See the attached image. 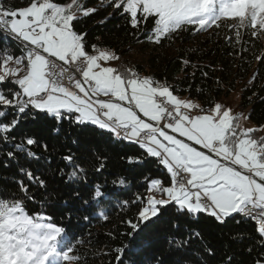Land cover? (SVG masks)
I'll use <instances>...</instances> for the list:
<instances>
[{"label": "snow or ice", "instance_id": "obj_1", "mask_svg": "<svg viewBox=\"0 0 264 264\" xmlns=\"http://www.w3.org/2000/svg\"><path fill=\"white\" fill-rule=\"evenodd\" d=\"M89 4L0 0V264H87L85 248L107 264H264V125L247 126L249 115L224 101L193 98L191 84L189 95L177 94L178 85L90 43L83 28L103 10L97 23L119 17L136 44L223 36L233 59L250 63L247 53L264 65V49L256 54L264 0ZM28 121L44 127L37 133ZM101 142L120 146L119 160L137 171L135 188L110 170ZM112 212L124 217L121 243L96 250L94 234L80 230ZM167 212L174 220L161 228ZM233 222L246 227L221 232L222 244L201 230Z\"/></svg>", "mask_w": 264, "mask_h": 264}, {"label": "trees", "instance_id": "obj_2", "mask_svg": "<svg viewBox=\"0 0 264 264\" xmlns=\"http://www.w3.org/2000/svg\"><path fill=\"white\" fill-rule=\"evenodd\" d=\"M99 0H90L89 6L97 5ZM5 3L13 7L19 8L27 5L28 0H5ZM107 13L101 10L98 14H94L88 23L83 26L84 30L89 32L88 40L90 43H102L104 46H109L122 56V59L131 64H135L142 74L154 75L158 79H167L169 82L178 85L179 92L182 96L189 95V85L191 84V95L193 98H199L202 101H207L209 98L214 100H222L228 98L234 91H240L238 102L239 112L249 115L250 121L259 127L264 125V101L259 97H264V65H258L253 56L245 54L250 63L242 62L228 55L231 50L225 45L223 36L211 39L205 35L189 37L185 34V41L177 40L175 43L166 42L163 47L153 46L148 43L136 44L132 37L127 36L122 25L123 22L119 17L113 18L104 25H99L97 21L102 19ZM100 36L101 41H96L95 37ZM129 48L131 49L129 51ZM264 49V41L256 43V54ZM190 59L194 65L201 66L203 71L208 72V77H202L201 71L194 70L192 67L185 69L182 61ZM208 65L212 67L209 68ZM195 71V77L191 74ZM258 72V76L253 85H249L248 81L253 74ZM222 83L218 85L216 81ZM197 88H203L204 93L199 94ZM257 95H253V93ZM251 97V99H249ZM29 127L40 132L44 127L43 121H28ZM67 131V124L64 126ZM73 135H79L82 140H95L89 133H77L73 131ZM264 134V133H263ZM44 135H47L45 132ZM63 135V133H62ZM101 148H105L112 156V163L109 166L113 172H118L127 177L133 182V187L137 186V171L130 170L131 165L119 160L120 146L115 148L104 145L101 142ZM135 209L130 211L128 215H132ZM124 218L123 214L118 216L115 212L110 214L108 222L93 221L88 229H81L82 232L90 230L93 235V246L96 250H102L103 245L108 244L109 247L117 246L121 243L119 233L125 231L124 226L120 224V219ZM174 220L172 212H167L162 217L161 228L170 227L168 222ZM245 225H237L234 222L227 225L222 230H217L212 227H202L206 238L211 239L215 244H222L224 241L220 239L221 232L225 235L229 232L239 231L245 228ZM109 231L116 234L117 239L111 240L106 235ZM163 235V234H162ZM127 240V237L123 238ZM84 252L89 255L87 264H107L108 257L96 259L93 261L91 253L87 248ZM114 264V261H113Z\"/></svg>", "mask_w": 264, "mask_h": 264}, {"label": "rangeland", "instance_id": "obj_3", "mask_svg": "<svg viewBox=\"0 0 264 264\" xmlns=\"http://www.w3.org/2000/svg\"><path fill=\"white\" fill-rule=\"evenodd\" d=\"M24 6H26V5H24ZM24 6H22V7H24ZM239 96H240V91L238 89V90L234 91L228 98L222 99V100H219V101L226 102L229 106L233 107L236 111L239 112V110H238V102H239V98H240ZM253 125L254 124L251 122L247 126L251 127Z\"/></svg>", "mask_w": 264, "mask_h": 264}]
</instances>
